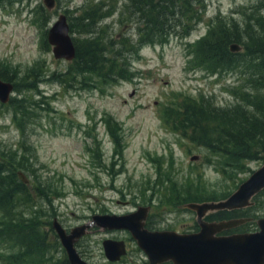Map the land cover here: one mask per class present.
<instances>
[{"label":"rangeland","instance_id":"obj_1","mask_svg":"<svg viewBox=\"0 0 264 264\" xmlns=\"http://www.w3.org/2000/svg\"><path fill=\"white\" fill-rule=\"evenodd\" d=\"M43 1L0 5V71L14 79L10 102L0 101V170L14 165L17 174L23 172L30 180L25 192L35 200L34 205L22 201L13 210L18 224L0 211V260L29 248L30 240L10 229L19 233L25 222L40 223L54 260L66 257L52 227L56 218L70 232L96 215L123 216L152 206L157 229L197 231V215L182 205L228 198L264 163L249 162L244 173L224 167L222 157L176 129V117L184 102L202 96L219 107L239 104L236 94L247 88L254 68L245 57L223 66L203 64V40L223 22L241 28L256 0H204L201 21H185L193 28L190 34L180 30L164 44L144 45L129 61L135 77L108 84L71 74V62L56 59L48 42L61 15L70 24L86 4L102 0H56L53 10ZM110 4L109 10L116 9L105 21L109 34L117 33L116 41L124 32L135 37L137 18L121 16L126 0ZM71 35L81 38L80 33ZM18 108L28 117L15 116ZM246 210L208 219L252 218L240 231L257 232V221L264 218V192ZM111 238L128 243L129 253L120 262L106 258L103 242ZM55 243L61 248H54ZM76 247L89 264L148 262L127 230L93 227Z\"/></svg>","mask_w":264,"mask_h":264},{"label":"trees","instance_id":"obj_2","mask_svg":"<svg viewBox=\"0 0 264 264\" xmlns=\"http://www.w3.org/2000/svg\"><path fill=\"white\" fill-rule=\"evenodd\" d=\"M25 1L30 0H0V5ZM111 1L86 4L80 16L70 23L71 33H80L81 38L74 40L77 55L70 64L69 72L84 77L92 76L103 84L132 80L135 74L129 61L144 45L164 44L170 34L180 33V30L186 36L190 34L193 28H188L185 21L195 25L200 22V8L204 2L126 0L125 11L121 16L137 18L135 24L139 35L127 36L124 32L120 40L116 41L114 37L118 34L110 35L109 26L105 25L116 9L113 7L109 10ZM252 11L254 13L243 22L241 28L235 23L228 27L223 22L219 27H209L208 36L203 40L207 55L203 64L213 62L223 66L231 64L235 58L245 57L250 67L254 68L252 76H248L245 81L247 88L236 94L239 104L219 107L205 96L186 101L174 125L183 136L222 157L224 167L238 170L236 173L246 172L249 162L264 163V0H256ZM233 43L242 45L243 51L232 53L230 45ZM0 77L6 82H14L5 71H0ZM18 114L22 118L28 117L23 108H18L15 116ZM27 188L28 184L19 178L14 165L4 166L0 170V211L9 213L6 219L18 224L13 210L16 207L19 209L22 201L35 204L33 196L25 192ZM221 213L244 214V210ZM10 229L19 239L30 240V246L20 254H11L7 259L0 260L1 264H69L67 257L53 259V252L48 250L49 239L42 234L40 223L25 222L19 233L12 227ZM53 245L54 248H61L56 243Z\"/></svg>","mask_w":264,"mask_h":264},{"label":"water","instance_id":"obj_3","mask_svg":"<svg viewBox=\"0 0 264 264\" xmlns=\"http://www.w3.org/2000/svg\"><path fill=\"white\" fill-rule=\"evenodd\" d=\"M47 10L56 7V0H44ZM48 42L53 46V54L58 60L73 62L77 51L71 35L66 15H61L50 28ZM232 53H241L243 48L231 44ZM14 84L0 77V101L10 102ZM198 156L192 158V161ZM19 178L26 184L30 182L23 172ZM264 191V164L245 180L234 193L220 201L190 202L185 208L197 215L201 231L193 234H180L174 231L150 232L145 228L148 208L139 207L137 211L123 215H97L88 224L73 228L70 232L56 218L53 227L66 251L70 264H89L78 252L76 244L86 236L94 226L108 230H127L146 254L150 264H264V218L257 221L259 231L240 233L230 236H217L252 221L250 218L231 219L208 223L204 218L212 213L235 211L251 208L254 198ZM109 261L117 262L127 254L123 241L106 240L103 243Z\"/></svg>","mask_w":264,"mask_h":264},{"label":"flooded vegetation","instance_id":"obj_4","mask_svg":"<svg viewBox=\"0 0 264 264\" xmlns=\"http://www.w3.org/2000/svg\"><path fill=\"white\" fill-rule=\"evenodd\" d=\"M183 207L185 206V205H182ZM141 207H145V208H148L149 209V211H148V215H147V218H146V220H145V228L144 229H146V230H148V231H150V232H154V231H174V232H177V233H180V234H193V233H198V232H200L201 231V227H200V224L198 223V221H197V223H198V226H199V229L196 231L195 229H194V231H190V230H187V232H182V231H177V230H174V229H169V228H165V229H157V227H156V225H155V222L153 221V219H152V211H151V209H152V206H141ZM185 208V207H184ZM193 212V211H192ZM232 212H236V211H232ZM195 213V212H194ZM221 212H217V213H212V214H209L208 216H206L205 218H204V221L205 222H208V223H213V222H220V221H214V220H209L208 218H210V217H212L211 219H213L214 217H216L217 216V214H220ZM196 214V213H195ZM97 216V215H96ZM233 219H235V218H233ZM252 219V218H251ZM223 221H225V220H223ZM252 221H253V219H252ZM251 221V222H252ZM251 222H249V223H251ZM52 227H53V225H52ZM94 227H97V226H94ZM241 227H243V226H241ZM241 227H238V228H235V229H232V230H230V231H224V232H222V233H220L219 235H217V236H230V235H234V234H239V233H242L241 231H240V229H241ZM93 228V227H92ZM91 228V229H92ZM98 228H100V227H98ZM53 229H54V227H53ZM66 229V228H65ZM90 229V230H91ZM100 229H102V228H100ZM67 230V229H66ZM102 230H104V231H106V230H108V229H102ZM54 231H55V229H54ZM109 231H113V230H109ZM56 232V231H55ZM67 232H69L68 230H67ZM90 232V231H89ZM251 233H254V232H251ZM56 235H57V233H56ZM58 236V235H57ZM85 237V236H84ZM83 237V238H84ZM59 238V237H58ZM82 239V238H81ZM80 239V240H81ZM106 240H114L113 238H111V239H106ZM105 240V241H106ZM59 241H60V239H59ZM104 241V242H105ZM114 241H123L124 243H125V245H126V250H127V254L129 253V247H128V243L126 242V240H114ZM103 242V243H104ZM60 243H61V241H60ZM62 245V244H61ZM63 247V246H62ZM104 247V246H103ZM64 249V248H63ZM65 250V249H64ZM79 252V251H78ZM65 253H66V251H65ZM126 254V255H127ZM106 255V254H105ZM125 255V256H126ZM82 256V255H81ZM66 257H67V254H66ZM124 257V256H123ZM123 257L120 259V261H122L123 260ZM106 258H107V256H106ZM67 259H68V257H67ZM108 259V258H107ZM148 259V258H147ZM109 261V260H108ZM120 261H117V262H120ZM69 262V261H68ZM110 262H112V261H110ZM70 264V263H69ZM147 264H150L149 263V260H148V262H147ZM162 264H173L172 262H165V263H162Z\"/></svg>","mask_w":264,"mask_h":264},{"label":"bare ground","instance_id":"obj_5","mask_svg":"<svg viewBox=\"0 0 264 264\" xmlns=\"http://www.w3.org/2000/svg\"><path fill=\"white\" fill-rule=\"evenodd\" d=\"M233 44H238V43H233ZM238 45L242 47V45H240V44H238ZM242 48H243V47H242Z\"/></svg>","mask_w":264,"mask_h":264}]
</instances>
